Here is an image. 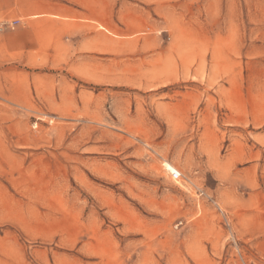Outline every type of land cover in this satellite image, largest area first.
<instances>
[{
    "label": "rangeland",
    "instance_id": "rangeland-1",
    "mask_svg": "<svg viewBox=\"0 0 264 264\" xmlns=\"http://www.w3.org/2000/svg\"><path fill=\"white\" fill-rule=\"evenodd\" d=\"M0 264H264V0H0Z\"/></svg>",
    "mask_w": 264,
    "mask_h": 264
},
{
    "label": "built area",
    "instance_id": "built-area-1",
    "mask_svg": "<svg viewBox=\"0 0 264 264\" xmlns=\"http://www.w3.org/2000/svg\"><path fill=\"white\" fill-rule=\"evenodd\" d=\"M168 173L170 174V176H171V178H172L173 180H178V179H180V177H181V173L178 172V171H169V170H168Z\"/></svg>",
    "mask_w": 264,
    "mask_h": 264
},
{
    "label": "bare ground",
    "instance_id": "bare-ground-1",
    "mask_svg": "<svg viewBox=\"0 0 264 264\" xmlns=\"http://www.w3.org/2000/svg\"><path fill=\"white\" fill-rule=\"evenodd\" d=\"M104 28V27H103ZM164 166H165V168L167 169V170H169V171H178L172 164H170V163H168V162H166V163H164Z\"/></svg>",
    "mask_w": 264,
    "mask_h": 264
},
{
    "label": "crops",
    "instance_id": "crops-1",
    "mask_svg": "<svg viewBox=\"0 0 264 264\" xmlns=\"http://www.w3.org/2000/svg\"><path fill=\"white\" fill-rule=\"evenodd\" d=\"M35 8H36V9H35ZM41 8H42V7H41ZM26 9H27V10H32V9H34V11H35V10H37V7H34V8H33V7H26ZM39 10H41V9H39Z\"/></svg>",
    "mask_w": 264,
    "mask_h": 264
}]
</instances>
